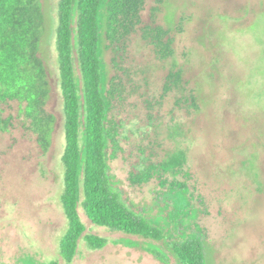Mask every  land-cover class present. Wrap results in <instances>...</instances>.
Returning a JSON list of instances; mask_svg holds the SVG:
<instances>
[{"label": "trees", "instance_id": "obj_1", "mask_svg": "<svg viewBox=\"0 0 264 264\" xmlns=\"http://www.w3.org/2000/svg\"><path fill=\"white\" fill-rule=\"evenodd\" d=\"M45 19L41 0H0V133L18 121L5 116L3 106L25 104L23 116L30 124L23 131L35 135L46 152L55 119L47 109L51 88L41 54ZM167 20L165 0L153 6L149 0H59L56 52L65 119L61 206L67 222L60 255L66 264L73 263L82 241L93 250L107 245L88 232L80 207L91 226L145 241L165 238L115 191L111 165L121 156L133 185L155 181L156 203H173L176 227H187V219L198 215L195 206L209 216L206 188L188 183L197 180L186 149L197 141L193 125L206 109V89L198 80L194 48L186 41L176 44L177 34L185 35L182 23L168 26ZM196 166L203 181L207 176ZM211 183L209 199L219 196ZM177 239L165 264H208L203 243Z\"/></svg>", "mask_w": 264, "mask_h": 264}, {"label": "rangeland", "instance_id": "obj_2", "mask_svg": "<svg viewBox=\"0 0 264 264\" xmlns=\"http://www.w3.org/2000/svg\"><path fill=\"white\" fill-rule=\"evenodd\" d=\"M165 1L168 26L181 22L185 32L177 34L176 44L192 45L198 80L206 89V109L193 125L198 142L186 149L197 180L188 183L206 188L209 216L195 206L198 215L187 219V227H176L173 203H156L155 181L133 185L131 168L121 156L111 165L115 191L165 238L145 241L91 226L80 207L88 232L105 238L107 245L93 250L82 241L72 264H165L171 245L183 236L203 243L208 264H264V0ZM41 3L46 18L41 54L51 88L47 109L55 119L52 144L45 152L35 135L23 131L30 124L23 116L25 104L3 106L5 116L18 121L0 133V264H66L60 255L67 222L61 206L65 119L56 52L59 0ZM104 62L109 64V55ZM196 163L207 176L203 181ZM211 181L219 196L209 199Z\"/></svg>", "mask_w": 264, "mask_h": 264}]
</instances>
